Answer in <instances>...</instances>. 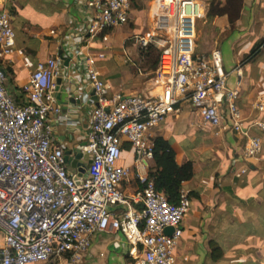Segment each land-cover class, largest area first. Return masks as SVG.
<instances>
[{"label": "built area", "instance_id": "built-area-1", "mask_svg": "<svg viewBox=\"0 0 264 264\" xmlns=\"http://www.w3.org/2000/svg\"><path fill=\"white\" fill-rule=\"evenodd\" d=\"M7 1L0 0V264H57L67 253L78 258L89 248L93 233L107 230L125 237L137 264H182L177 248L192 199L181 191L178 202H170L153 178L141 173L143 188L129 198L122 182L130 168L119 163L123 142L131 144L140 169L153 160L154 129L189 104L202 130L243 136L245 158L263 148L253 131L264 133V116L246 122L240 81L235 87L228 84L220 50L196 51L203 5L198 0H152L153 28L134 37L141 49H160L146 94L108 98L109 86L88 58L86 76L96 105L81 150L85 172L76 178L78 172L65 162V149L55 141L50 123L62 118L56 91L61 59L38 63L22 87L24 103L7 86L16 48ZM88 3L93 13L75 40L91 43L107 28L130 19L131 0ZM74 53L80 56L76 48ZM253 106L264 112V98Z\"/></svg>", "mask_w": 264, "mask_h": 264}, {"label": "crops", "instance_id": "crops-1", "mask_svg": "<svg viewBox=\"0 0 264 264\" xmlns=\"http://www.w3.org/2000/svg\"><path fill=\"white\" fill-rule=\"evenodd\" d=\"M88 1L9 0L6 3L16 34L7 86L16 101L24 103L22 87L38 63L53 57L61 59L56 91L62 118H54L50 123L55 141L65 151H72V159L87 143L91 111L96 105L86 76L88 58L93 59V66L109 86L110 99L146 94L154 71L143 62L134 39L153 28L152 0H131L128 23L107 28L91 43L74 39L77 32L88 27L93 13ZM198 1L204 7V15L197 20L196 51L210 54L220 50L228 84L235 87L240 81L239 103L246 122L251 123L264 116V112L253 106L259 98H264V0ZM212 5L228 12L211 14ZM75 48L80 56H75ZM257 48L253 58L247 60ZM73 78L80 87L75 99L70 90ZM154 134L171 141L179 164L193 161L195 168L194 176L182 186V191L192 199L177 248L182 264H264V133L253 131L261 137L262 152L245 158L243 136L202 130L197 114L189 104H184L181 112L165 119L154 129ZM122 149L119 163L130 168L122 189L132 198L143 188L138 173L151 176L156 163L150 160L137 170L131 144L124 141ZM84 161L87 163L86 158ZM70 168L79 172V168ZM90 240L89 248L80 257L67 253L57 264H137L131 245L119 232H96Z\"/></svg>", "mask_w": 264, "mask_h": 264}, {"label": "trees", "instance_id": "trees-1", "mask_svg": "<svg viewBox=\"0 0 264 264\" xmlns=\"http://www.w3.org/2000/svg\"><path fill=\"white\" fill-rule=\"evenodd\" d=\"M236 2L241 3V0H236ZM224 12L228 11L218 5L211 6V14H222ZM257 51L258 48L253 50L247 57V60L252 59ZM140 53L143 62L149 65V70H154L158 66L160 49L150 45L147 48H140ZM153 152L156 171L150 177L153 178L158 191L163 192L170 202L177 203L183 183L194 176L195 168L193 161L179 164L176 159V150L173 148L171 141L162 136L155 137Z\"/></svg>", "mask_w": 264, "mask_h": 264}, {"label": "water", "instance_id": "water-1", "mask_svg": "<svg viewBox=\"0 0 264 264\" xmlns=\"http://www.w3.org/2000/svg\"><path fill=\"white\" fill-rule=\"evenodd\" d=\"M61 83V80H58V84ZM72 86L70 87L71 93H73L72 99H75L78 94H80V87L77 84V81L73 78L72 79ZM78 101H81L80 99H77ZM72 151L66 150L65 151V162L69 164L72 168H79L78 178L85 172V163L83 162V152L81 150H77V154L74 159H71ZM172 231V228L167 229V233H170Z\"/></svg>", "mask_w": 264, "mask_h": 264}, {"label": "rangeland", "instance_id": "rangeland-1", "mask_svg": "<svg viewBox=\"0 0 264 264\" xmlns=\"http://www.w3.org/2000/svg\"><path fill=\"white\" fill-rule=\"evenodd\" d=\"M145 65L149 67V65L147 63H145Z\"/></svg>", "mask_w": 264, "mask_h": 264}]
</instances>
